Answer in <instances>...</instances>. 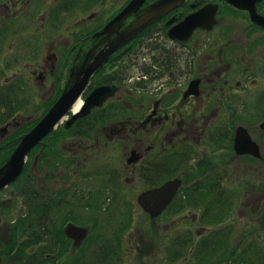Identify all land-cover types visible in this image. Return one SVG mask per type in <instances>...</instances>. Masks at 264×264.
<instances>
[{
    "label": "rangeland",
    "instance_id": "1",
    "mask_svg": "<svg viewBox=\"0 0 264 264\" xmlns=\"http://www.w3.org/2000/svg\"><path fill=\"white\" fill-rule=\"evenodd\" d=\"M35 1L38 0H0V8L9 6L7 7L9 9L0 10V82H5L13 78L14 75H22L27 78L26 81L23 80L21 82L24 84V90L21 91V94L25 95L27 106L23 109H18L8 123L0 125V168L13 154L20 140H18L10 156H8L6 144L19 136V133L29 127L30 124L36 123L32 125L33 129L53 106L52 104L59 96V92L65 87L83 41L102 30L133 0H103V2L101 0H84L80 5L78 3L82 0H79L76 5H73L74 0H59V2L58 0H44L42 6H40L41 4L39 5V2L34 4ZM70 1L71 4L67 5ZM157 1L147 0L143 7H147ZM212 1L218 2L219 0ZM182 5L177 9L181 8ZM33 10L37 16L35 18H38L40 22H36V19L32 17L34 15ZM222 15L220 19H215V24L211 30H201L194 35L193 44L195 46L190 45V49L195 51L190 53L191 56L186 50L182 51V47L174 45L162 34H155L152 38L146 40L145 43L148 46H138L131 56L122 55L133 41L115 52L103 67L106 68L104 74H111L118 71V69L119 71H126L125 76L128 79L126 86L130 85L134 89L133 86H135L136 79L140 74L141 61L151 65L152 58L157 55L161 56V53L165 54V59L168 56L175 58L174 68H194L190 62L193 60L191 58L197 57L200 60V56L203 54L204 56L200 60L201 66L206 62V64H210L209 68L216 65L219 66V64L225 65L220 68H240L244 65L249 66V63L253 65L254 62L253 68L264 66L263 33L251 23L248 15L243 12H234L230 8H224ZM34 33H40L41 42L33 40ZM225 35L227 36L225 37ZM40 43H43V49L51 48L60 57V62L53 69L52 75L50 74L51 68L48 66L49 68H47V73H44V80L42 79V81L38 80L37 77L41 68L45 66L46 54L43 49L39 50ZM205 45L207 47L206 50ZM247 46H249V49H247ZM64 47H68L69 50L72 49L71 53L62 54ZM227 50H230L233 54H230ZM230 55H233V57ZM112 59L116 60L110 63L113 61ZM187 59L190 62V66L186 64ZM228 59L232 61L229 62ZM184 60L185 63L183 62ZM46 61L52 63L48 61V58ZM195 63L197 65L200 64L197 61ZM228 65L231 66L227 67ZM35 71H37L36 74H34ZM181 72L187 74L188 70L185 69ZM176 75L183 76L182 73H176ZM260 78L264 80V76L261 73L257 76L255 75L258 86L255 87L249 97L244 98V100H247L245 108H242L241 105L239 106L241 111H245V116L242 121H238L237 126H243L248 129L252 138L259 144L261 154L264 157V138L260 128L264 119L260 115L253 117V114H251L255 111V104L253 103L256 99L258 100L260 87L263 85L260 82ZM167 80L168 74L161 81L150 80L149 83L151 88H156V86L167 82ZM26 84L27 88L25 87ZM124 93V88L120 87L118 96H122ZM20 99H22V96L19 97ZM247 114L250 115V118H246ZM58 129H60L59 133L62 130L63 132L52 138L53 140H50L48 145L50 148L53 147V149L62 151L61 154L67 156L68 153L65 150L69 151L74 147L71 146L73 143L71 141L72 137L61 138L60 136L64 137L66 135V130L63 125ZM2 131L5 132L1 133ZM123 149L124 144L119 141L111 144V147L108 146L106 149H101L88 166L79 170L81 176L78 175V177L80 176L79 178H72V182L76 181V192L85 196L84 203L92 200L94 195L97 194L96 192L101 188L97 182L100 181L98 179L99 175L95 173L98 169L97 165L123 168L125 163ZM209 150L206 151L201 148L196 155L201 154L203 156V154L207 153L211 162H217L218 158L216 157L219 155L228 156L224 151L214 150L212 145H209ZM30 155L25 177H21L22 179L17 182V186L11 188L10 191L8 189L2 195V200L16 197L17 187L22 188L24 186L30 190H41L35 180L29 178L34 158V156ZM232 155L229 157L234 159L231 167L234 170L228 167L227 178L230 180L238 179V181L233 180L232 182V186L234 185L233 189L238 194V199L232 198L234 203H231V199L228 201H223V198L215 200L213 197L216 196L211 193V196L208 197L207 207V205L202 203L204 197L200 195L201 191L195 192L198 186L186 185L184 188L188 189V191L178 196L174 207H171L172 212L161 218L152 219L140 209L137 202L139 195L146 191L148 187L143 182H139L134 186L124 184V188L120 189V198L117 199L118 205L114 204L115 206L112 205L111 209L105 210L113 202L110 203L108 200L109 193L108 189H106L101 198L100 210L93 212L92 208L75 209V213L81 214V217L75 215V217L71 218L67 215L69 209H65L57 217L56 222L54 221V225H52L53 223L49 225V228L50 230H61L63 226V230H65L68 223L72 222L77 226L91 229L93 237L100 235L109 237L118 230H125L122 231L121 236L122 242H124V252H122V256H119V264H216L219 258H221L220 260H226V262L223 260L222 264H230L231 260L234 259L230 255L234 247H238L236 259L238 256H243L242 251L245 247L247 252L249 249L252 250L248 257L253 255V251V257L256 254H263L264 249L259 250V253L256 251L259 247L263 248L264 246V232L257 231L251 235L249 237L250 242L247 238L243 239V241L241 238H243L244 232L264 230V164L250 157ZM6 157L7 160L5 161ZM251 162H254L253 167L246 168L244 166ZM44 164L41 165L42 170L49 168L47 162ZM232 171L234 172L233 177L231 176ZM82 175L90 177L86 182H81ZM193 176L196 179L200 175L195 173ZM54 178H51V182L54 183L55 189L62 190L61 187L65 186L63 182L65 183L64 180L66 178L64 177L62 178L63 180H60L59 175ZM101 178L103 177L101 176ZM227 183L229 182L224 183L223 188L230 189L231 184ZM236 183L237 185L235 186ZM101 185H105V183ZM90 190H92V193H89ZM237 194L235 193L236 197ZM256 194L258 196L254 197ZM220 199H222V203H218ZM235 199L238 201L236 202ZM20 201V199H17L16 207L2 215L0 244L4 249H13L14 247L10 245H15L21 240L20 230H13L20 224L18 215L25 210V208L21 207ZM183 201L187 204L184 208L181 207ZM98 227L103 228V230L94 229ZM220 231H222L223 235L227 234L228 238L220 236L219 243L215 245L216 234ZM198 232L199 235L197 234ZM208 239H210V247L208 245L207 247L209 248H206V251H203V256L200 257V250L208 242ZM29 240L27 241L29 242ZM228 241H232L231 246ZM244 244L249 245L244 246ZM90 245H86L84 250H93L94 246ZM66 258L67 256H64L62 264H67ZM200 258L205 259L206 262ZM197 260L201 261L198 262Z\"/></svg>",
    "mask_w": 264,
    "mask_h": 264
},
{
    "label": "flooded vegetation",
    "instance_id": "2",
    "mask_svg": "<svg viewBox=\"0 0 264 264\" xmlns=\"http://www.w3.org/2000/svg\"><path fill=\"white\" fill-rule=\"evenodd\" d=\"M78 1L79 0H74L73 5H76ZM101 1L103 2V0ZM211 1L187 0L183 3L181 8L176 9L161 18V20L158 22L164 21L167 31V35L164 37H166L174 45L182 47V51L186 50L191 56L190 53L192 51H195L190 49V45L195 46L193 44L194 35L203 29H196L194 31L195 33L193 32V34L189 39H187V41L172 40L169 37V31L172 29V27L178 25L180 22L186 19V17L198 12L208 4H214L218 7L216 16L217 20L220 19L224 8H230L234 12H243L247 14L249 20L251 21L249 11L237 9L234 5L230 4L226 0H219L218 2ZM36 2H39V5L41 4L40 6H42L44 0L35 1L34 4ZM83 2L84 0L80 1L78 4L80 5ZM69 4H71V1L67 5ZM187 6L190 8V11L184 13ZM7 7H1L0 10L9 9ZM256 10L259 15L264 17V0L256 3ZM32 17L35 18L37 16L36 14H34ZM35 19L36 22H40L38 18ZM251 23L255 27H257L258 30H260L264 35V28L254 24L252 21ZM226 36L227 35H225V37ZM33 38V40L37 42L42 41V39L40 38V33H34ZM136 39H134L133 41H135ZM144 45L148 46L145 42H142V44H140V46ZM39 46V50H42L44 48L43 43H40ZM206 49L207 47L205 45V50ZM247 49H249V46H247ZM62 51V54H70L72 49L69 50L68 47H64ZM227 51L230 52V50ZM43 52L46 54L44 63L45 66H42L43 68H41L40 73L37 77V79L41 81L42 79L44 80V73H47V68H51L50 74L52 75L53 69L56 68L57 64H59L60 62L59 54L53 52L51 48H45L43 49ZM126 54L127 53H124L122 56ZM131 54H133V52ZM230 54L233 53L230 52ZM203 56L204 54L200 56V60ZM230 56L233 57V55ZM157 57L161 58L160 55L153 57L151 65L143 63L141 61V68H139L140 74L136 79L135 86H133L134 89H132L130 85L126 86V83L128 81L127 76L123 78L124 80H122L120 84H102L92 88V85L90 83L88 91H86V93L82 96L83 101L97 87L114 85L118 88V92L115 97L108 100L103 107L94 109L92 113L106 109L110 103H114L117 106L121 105L128 113L123 118L110 121L107 124L100 126L98 129H96V132L90 140L83 141L79 138L71 139V141H73L71 146L74 147L69 151H65L77 162L74 166L77 167V169L76 171H74L75 176L73 178L75 179L76 177H78V175L81 176V172L79 170L88 166L89 163L95 159L96 155L101 151V149H106L108 146L111 147V144L119 141L120 143L124 144L123 154L125 157V163L123 164V168H118V166L113 167L109 165H107L108 167H102L100 164H98L97 172H95L100 177V181H97L98 185L105 187V190L108 189L107 191L109 194L114 193V195H120V189H123L125 185L134 186L139 182H143L148 187L146 191H149L152 189L160 188L166 183L175 179H180L182 181V186L179 189V192L176 195L175 199L179 195L182 188L186 185H204L207 182L209 186H214L210 192L205 191L207 197H210L211 193H213V195L216 196L213 197L215 200H217L218 198H223V201H228L230 199L232 200L233 197L238 199L237 191L233 189L234 185L232 186V182L234 179L230 180L229 178H227L229 172L228 167L231 168L232 164L234 163V159L229 156H233L232 154H235V156L237 157H250L253 160L261 161L264 164V157L261 154V148L259 144L252 138V135L247 128L243 126H237L238 121H242L243 117L245 116V111H241L239 109V106L241 105L242 108H245L247 100H244V98L246 99V97H249V95H251L254 91L255 87L258 86L256 84L255 75L257 76L261 73L264 76V66L262 65L260 68H253L255 63L253 61V65L249 63V66L244 65L240 68H220L221 66H225L223 64H219V66L216 65L212 68H209L210 64H206L205 62V64L201 66V61L198 60L197 57H192L191 59L193 60L190 62L192 66H194V68H174L175 58L173 59L168 56L165 59V57H162L159 60V63L157 62V64L155 59ZM47 58L48 61H51L52 63L47 62ZM163 59L165 60L162 61ZM196 61L197 63L200 62V64L197 65L195 63ZM228 61L230 62L232 60L228 59ZM183 62L185 63V60ZM190 62L187 59L186 64L190 66ZM165 64H167V66H165ZM229 66L231 65H228L227 67ZM185 69L188 70L187 74L181 72ZM36 72L37 71H35L34 74H36ZM98 73L93 77V79L98 75ZM176 73H182L183 76L180 77L176 75ZM167 74V82L161 83L159 86H156V88H151V84L149 83L150 80L161 81L167 76ZM15 78H20L25 81L27 79L22 75H14L13 78L5 82H8ZM68 79L69 76L67 78V81ZM260 82H262L263 85L260 87L261 90L258 100L256 99V101L253 103L255 104V111L251 114H253V117L255 115H260L262 116V119H264V80L261 79ZM65 87L59 92V96L54 100L52 105H54L60 99L65 90ZM120 87L124 88L125 90V93L122 96H118ZM125 97L128 98L125 99ZM123 110L124 109L120 111ZM92 113L90 115H92ZM74 114V112L70 113L69 116L63 121V123H61L55 130L63 125L64 129L66 131H69L79 120H83L88 117L87 116L85 118H79L69 129H66V122L70 121ZM246 118H250V115L247 114ZM240 127L245 128L248 131L252 141L258 145L260 150V157H255L250 154L238 155L236 153L235 141L237 137V131ZM4 132L5 131H2L1 133ZM262 136L264 138V130H262ZM44 141H42L40 145H44ZM209 145L214 146V150L216 151H224L228 156L219 155L218 157H216L218 158L217 162H211L207 153L203 154V156H201V154L196 155L201 148L206 151H210ZM133 153H135V156L138 158V160L133 163H129V160H131V158L133 157ZM176 158H182L186 162V165H184L182 169L179 168L177 171H175L176 167L174 162ZM27 163L21 177L26 172ZM33 164L34 162L32 163V166ZM253 164L254 162H251L250 164H246L244 166L246 168L253 167ZM232 169L234 170V168H231V170ZM38 173L42 172L38 171ZM195 173H198L200 175L196 179L193 176ZM233 173L234 172L232 171V177L234 176ZM59 176L61 180L62 173H59ZM85 176L86 175H82L83 178L80 180L81 182H86L88 180V178H85ZM101 176L103 178H101ZM21 177L0 193V224L3 220L2 215L9 212L10 209H14L16 207L15 203L17 199L21 200V198H18L17 196L5 200H2L1 197L6 191H8V189L10 191L11 188H13L14 185L19 182ZM234 181H238V179ZM226 182H229L227 183L229 185L231 184L230 189L223 188L225 185L224 183ZM74 183H76V181ZM104 183L105 185H101ZM236 185L237 183L235 184V186ZM67 186H71V184ZM75 187H77V185H75ZM61 188L63 190V187ZM146 191H143L142 193ZM89 193H92V190H90ZM235 193L237 194V197ZM257 196V194L254 195V197ZM221 201L222 199L218 200L219 203H222ZM237 201L238 200H236V202ZM173 202L167 207V209L159 218L172 212L171 207L173 205ZM20 203L21 207L25 208L22 200L20 201ZM231 203H234V200H232ZM140 209L142 208L140 207ZM25 211L26 210H23V212ZM70 224L76 225L72 222L68 223V225ZM19 227L20 226L18 225V229L13 228V230H20ZM94 229L103 230V228L99 227ZM87 230V237L84 238L80 243H78L76 239L68 237L66 234V230H64L65 237L70 246L69 251L59 254L55 259L47 257L43 260H33V263L62 264L64 256H67L66 263L75 264L77 261V254L80 252V250H82L83 247L89 245V241L94 238L92 236L93 233L91 232V229L87 228ZM257 231L264 232V230H252L249 233L244 232L242 235L243 238H241L242 241L243 239L247 238V240L250 242L249 237L255 234ZM197 234L199 235V232ZM216 235L215 245L219 243L220 236H224V238L226 236V238H228V235H223L222 231L218 232ZM207 241L208 244L205 243L203 248L200 250V257H202L203 251H206V248H209L207 246H210V239H208ZM232 241H228L230 246ZM123 243L124 242H122L119 246V252L121 256L122 252H124ZM21 245H23L21 242H18L15 245H10L14 248L8 250L4 249V247H1L2 245L0 244V248H2V250H0V264H15V262L18 263L20 257L18 259L17 256L19 255V249ZM248 245L249 244H244V246ZM261 249H264V246L263 248L259 247L256 252L259 253V250ZM237 252L238 247L232 248L230 255L231 257H234V259L231 260L230 264H264V253L258 255L256 254L255 258L253 257V251V255L251 257H248L252 250L249 249V251L247 252L245 247L242 251L243 256H238L236 259ZM26 253L30 255L31 250L29 248L26 249ZM200 259L206 262L205 259ZM220 259L221 258L216 261V264H222V261L225 260ZM29 260L30 259L28 257L26 259L23 258L22 264H30ZM201 260L197 261L200 262Z\"/></svg>",
    "mask_w": 264,
    "mask_h": 264
},
{
    "label": "water",
    "instance_id": "3",
    "mask_svg": "<svg viewBox=\"0 0 264 264\" xmlns=\"http://www.w3.org/2000/svg\"><path fill=\"white\" fill-rule=\"evenodd\" d=\"M147 0H133L127 7L114 17L102 30L85 41L78 52L75 64L70 70L69 79L60 99L50 108L44 118L27 134L22 136L18 146L8 161L0 168V193L16 182L24 172L27 160L32 151L51 134L73 112L75 104L88 91L93 77L105 66L110 57L125 45L136 39L143 31L153 26L164 16L168 15L185 0H158L143 7ZM236 8L249 11L251 21L264 28V17L256 10V3L261 0H226ZM218 7L214 4L203 7L198 12L189 15L169 31L172 40L187 41L193 32L200 28L211 30L215 24ZM118 88L114 85L100 86L94 89L84 100L80 111L66 122L69 129L79 118L89 116L96 108L115 97ZM264 130V123L261 126ZM235 150L238 155H253L260 157L258 145L252 141L248 131L240 127L237 131ZM40 156H37L32 166V172L38 173ZM133 153L129 163L137 161ZM182 186L180 179H175L160 188L142 193L138 204L152 219L159 218L167 207L174 201ZM66 234L80 243L87 237V228L70 224Z\"/></svg>",
    "mask_w": 264,
    "mask_h": 264
},
{
    "label": "trees",
    "instance_id": "4",
    "mask_svg": "<svg viewBox=\"0 0 264 264\" xmlns=\"http://www.w3.org/2000/svg\"><path fill=\"white\" fill-rule=\"evenodd\" d=\"M188 11H190V8L187 6L184 13H187ZM155 34H162L163 36L167 35L164 21L158 22L144 31L135 41H133V43L124 53H127L126 55L128 56L131 55V53H134L136 51L135 49L140 46V44H142V42H146L147 39L152 38ZM162 57H166L165 54L161 53V58ZM161 58H155L156 63H159V60ZM115 60L116 59H114L110 63H113ZM164 60L165 59H163L162 61ZM165 66H167V64H165ZM104 71L105 69H102L92 80V88L102 84H120L122 80H124L123 78L126 77V71H119V69L118 71H115L108 75H104ZM12 80L5 83L0 82V125L8 123V121L14 116V113L18 109H23L27 106L26 97L25 95L21 94V91L24 90V84L21 83L23 80L20 78H15ZM25 87L27 88V84L25 85ZM21 96L22 99L19 100V97ZM122 109L124 110L120 111ZM125 111V108H123L121 105L117 106L114 103H110L106 109H103L102 111H96L87 118L79 120L69 131H65L66 135L64 137H60L64 139L70 137L79 138L83 141L90 140L96 132V129H98L102 125L107 124L110 121L125 117L128 113L127 111ZM34 124L36 123H32V125ZM32 125L30 124L29 127L19 133V136H14L16 139L13 138L8 142V144H6L9 154L8 156H10L14 147L17 145L18 140H20V138L22 137L21 135L29 132L32 129ZM59 130L60 129L55 130L53 133H51L45 139L44 145L42 144L36 147L30 155L34 156L32 162L35 161L37 156L41 155L38 171L42 172L43 175H34L31 172L29 176V178L35 180L41 190H30L29 188L24 186H22V188L17 187L16 189L15 194L18 198H21L26 210L24 213L19 215L20 221H18L20 222V242L23 244L21 245L19 249V255L17 256L18 259L20 257L18 261V263L20 264L23 263V258L26 259L28 257L30 259L29 263L34 264L33 260H43L47 257L55 259L59 254L68 252L70 246L65 237L63 226L61 230H50L49 228V225H51L52 223V225H54V221L62 213L63 210L69 209L67 211V215L71 218L75 217V215L81 217V214L75 213V209L82 210V208H92L91 210L93 212L100 210V204L102 203L101 198L103 192H105V187L101 186V188L96 192L97 194L94 195L93 199L84 203V194L76 192V190H74L76 188V183L72 182V178L75 176L74 171H76L77 169V167H74L77 163L76 160L70 157L69 154L67 156L62 155V151L53 149V147L50 148V146L48 145L50 140H53L52 138L63 132L62 130V132L59 133ZM7 157L4 159L5 161L7 160ZM46 162L49 168H47L46 170H42L41 165ZM174 162L176 167L175 171H177L179 168L182 169V167L186 165L185 160H183L182 158H176ZM26 172L22 176V178L25 177ZM59 173H62L61 180H63L62 178L64 177L66 178L64 180L66 185L63 187V190L55 189L54 183L51 182V178L57 177ZM87 176L88 175H86L85 178L90 177ZM98 179H100V177H98ZM69 184H71V186H67ZM196 185L198 186V188L195 192L201 191L200 195L204 197V201L202 203L207 205V201L209 199L205 194V191L210 192L214 186H209L208 182L204 185ZM14 186H17V183ZM187 191L188 189L183 187L178 196H181L183 192ZM178 196L172 205L173 207L176 203V200L178 199ZM107 198L110 203L112 201L113 202L112 204L109 203L110 206L105 209L106 211L108 209H111L112 205H118L117 199L120 198V195H114L113 193L109 194ZM184 202L185 201H183V204L181 205L182 208L187 205ZM21 227H23L22 230ZM122 231L125 230H118L114 234H111L109 237L95 236L88 243L89 245L91 244L92 246H94L92 248L93 250H84L83 247L76 256L77 261L75 264H119V246L123 241L121 238ZM28 239H30L29 242L27 241ZM28 248H30L31 250L30 255L26 253V249ZM18 263L15 262V264Z\"/></svg>",
    "mask_w": 264,
    "mask_h": 264
},
{
    "label": "bare ground",
    "instance_id": "5",
    "mask_svg": "<svg viewBox=\"0 0 264 264\" xmlns=\"http://www.w3.org/2000/svg\"><path fill=\"white\" fill-rule=\"evenodd\" d=\"M82 105H83V101H82V100H79V101L75 104V106H74V108H73V112H74V113H77L78 111H80Z\"/></svg>",
    "mask_w": 264,
    "mask_h": 264
}]
</instances>
